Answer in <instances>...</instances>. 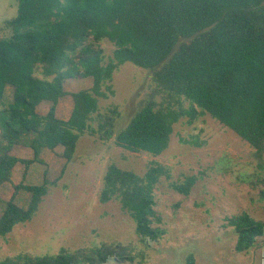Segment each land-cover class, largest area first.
I'll use <instances>...</instances> for the list:
<instances>
[{"label":"trees","instance_id":"trees-1","mask_svg":"<svg viewBox=\"0 0 264 264\" xmlns=\"http://www.w3.org/2000/svg\"><path fill=\"white\" fill-rule=\"evenodd\" d=\"M17 12L0 27V186L17 163L10 154L23 133L36 139L31 148L63 147L59 177L39 186L14 187L30 194L26 209L7 202L0 216V238L36 215L88 135L133 153L161 155L174 126L209 116L235 133L259 155L264 153V0H16ZM106 43L109 49L97 45ZM151 73V92L138 104L127 124L115 133L122 112L103 106L114 95L115 72L124 64ZM89 78L87 88L67 93L65 83ZM7 86L12 100L5 103ZM69 94L70 117L56 116L58 100ZM52 103L45 115L36 107ZM165 167L152 163L143 174L110 162L102 179L99 202H119L136 224L141 239L156 241L163 231L154 225V190ZM260 200L264 202V177ZM189 177L173 184L188 195ZM14 196V195H13ZM236 235L238 253L260 249L264 264V222L248 213L227 219ZM90 264L93 258L87 257ZM104 259H101L103 262ZM0 264H75L71 256L33 257L18 254Z\"/></svg>","mask_w":264,"mask_h":264},{"label":"rangeland","instance_id":"rangeland-1","mask_svg":"<svg viewBox=\"0 0 264 264\" xmlns=\"http://www.w3.org/2000/svg\"><path fill=\"white\" fill-rule=\"evenodd\" d=\"M16 6V0H0V27L16 15ZM75 83L81 87L91 80ZM151 84V73L131 63L115 72L114 95L102 103L116 104L122 112L115 133L151 92ZM110 162L141 175L152 163L167 169L168 178L161 177L154 190L159 218L154 225L163 231L156 241L138 236L135 222L119 202H99ZM189 177L194 184L188 195L173 189ZM263 177L264 153L257 154L209 116L190 125L176 124L168 148L159 156L129 152L113 139L101 142L84 135L63 178L49 188L32 220L0 238V261L18 254L64 252L75 264H90L87 257L95 264H256L260 249L236 252V235L227 219L245 212L264 222Z\"/></svg>","mask_w":264,"mask_h":264},{"label":"crops","instance_id":"crops-1","mask_svg":"<svg viewBox=\"0 0 264 264\" xmlns=\"http://www.w3.org/2000/svg\"><path fill=\"white\" fill-rule=\"evenodd\" d=\"M78 81L65 83L67 93L76 92L87 88L86 83L83 86H78ZM76 84V85H75ZM13 88L7 86L4 92L5 103H10L12 100ZM52 103L50 101H42L37 107L36 112L39 115H45L50 109ZM73 107V101L69 94L61 97L56 104V116L61 120H67L70 117ZM36 134L32 132L23 133L17 144L13 146L10 154L19 160L29 161L30 164L25 166L22 163H17L11 171V177L8 182L0 186V199L3 205L0 210L2 215L7 202L13 197V202L22 209H26L29 203L30 194L24 190H18L14 193V187L19 184L28 186H39L41 183L53 182L56 180L65 165V159L62 157L63 147L57 146L53 150L47 148L39 149L36 153L31 148L32 142L36 139ZM5 193V197L2 195ZM15 194V195H14ZM14 195V196H13ZM22 196L23 198H20Z\"/></svg>","mask_w":264,"mask_h":264}]
</instances>
